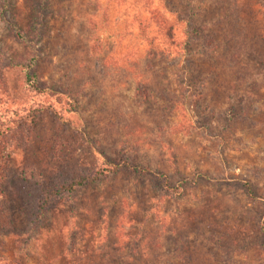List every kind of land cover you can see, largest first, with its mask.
<instances>
[{
	"label": "rangeland",
	"instance_id": "rangeland-1",
	"mask_svg": "<svg viewBox=\"0 0 264 264\" xmlns=\"http://www.w3.org/2000/svg\"><path fill=\"white\" fill-rule=\"evenodd\" d=\"M0 133V264H264V0H0Z\"/></svg>",
	"mask_w": 264,
	"mask_h": 264
},
{
	"label": "trees",
	"instance_id": "trees-1",
	"mask_svg": "<svg viewBox=\"0 0 264 264\" xmlns=\"http://www.w3.org/2000/svg\"><path fill=\"white\" fill-rule=\"evenodd\" d=\"M14 30L16 32L15 35H16L17 39H20L24 42L28 41L26 36H22V34L20 32H18L17 29H14ZM29 44L31 46H33L32 45L33 44L32 39H29ZM25 74H26L25 78L23 79L24 84L27 85L29 87V89L32 91L43 92L42 87L38 86L39 84L37 82L35 74L34 73L29 74L28 71ZM56 99L58 100L59 98L56 97ZM51 106L52 105L50 103H47L44 105V107L48 108V110H49V108H51ZM1 135H3V134L0 133V138H1ZM116 167L117 166H107L106 168L98 167L91 174L81 175L75 179L69 180L65 184H59L58 189H53V188H49V187L47 188V186H40L39 192L41 193V195L40 196L38 195L40 198L38 199V197H37L36 205L38 204L39 209H41V205H42L41 202H42V200H45V198L49 196V190H50V193L53 192L54 194H57V196L59 194L58 193L59 189L66 191L67 194L72 193L75 189L80 188L84 184H92L94 182H97L99 179L108 176V174L114 172ZM39 181L41 182V180H39ZM40 213H42V212H40Z\"/></svg>",
	"mask_w": 264,
	"mask_h": 264
}]
</instances>
